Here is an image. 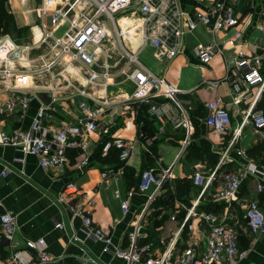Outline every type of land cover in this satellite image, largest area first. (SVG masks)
<instances>
[{
    "label": "built area",
    "instance_id": "built-area-1",
    "mask_svg": "<svg viewBox=\"0 0 264 264\" xmlns=\"http://www.w3.org/2000/svg\"><path fill=\"white\" fill-rule=\"evenodd\" d=\"M198 2L201 6L187 10L180 0H41L37 11L42 36L37 45L20 44L8 34L0 37V51L6 52L0 58V88L4 87L7 92L6 98L0 99V114L26 113L38 96L37 92L29 89L32 78H43L45 73L50 75L52 81L47 87L51 97L47 102L41 101L29 126H16L11 130L0 128V144L15 146L23 154L37 156L44 169L62 170L69 162L70 150L76 149L87 154L88 137L98 132L104 135L101 141L102 154L106 155L114 148L118 150L120 160L126 162L133 152L132 142L113 132V121L104 118L107 110L104 105L109 103L106 97L98 98L86 89L79 88L78 93L82 98L78 104L79 115L76 121L73 124L48 123L59 108L60 97L56 91L60 84H56V80H64L67 87L73 86L66 72L68 68L79 66L92 85L107 86L118 75L134 83L133 94L124 100V111H130L135 102L147 105L149 116L156 120L158 126L152 134L140 129L139 138L148 154H152L151 147L162 139L169 125L185 127L188 120L179 103L156 100L165 96L170 98L176 95L178 89L174 83L147 68L137 52L129 49L125 41L132 38L135 32L119 30L116 20L122 14H139L142 43H150L160 57L172 58L181 52L186 32L198 24H205L213 33H218L235 28L239 22L236 10L239 0ZM63 21L69 27L62 36H56L53 27ZM108 21L113 23L114 33L108 29ZM240 37L241 32L235 30L229 40L235 42ZM42 47L46 51L34 58L33 50ZM223 50L218 42H213L198 46L195 54L202 62L208 63L217 53H224ZM227 70L226 78L232 85L233 101L239 104L252 94L249 88L264 86V51L249 56L239 51L236 56L228 59ZM209 86L213 87L215 83ZM206 106V124L216 131L228 132L232 123L228 107L220 99H213ZM248 118L256 127L264 126L263 110L250 109ZM238 137L239 132L235 131L227 148L233 147ZM237 153L245 159L237 171L214 169L206 174L198 169L192 175L193 183L199 186H209L219 179L214 189L209 191V196L212 200H224L228 204L222 213L199 211V198L204 195L200 193L182 222V227L187 226L192 237V241L182 248H177L173 241L161 251L154 249L151 243L137 246L140 226L131 234L130 246L115 245L112 236L94 222L93 201L77 199L79 185L74 180L65 183L59 201L67 204L73 217L82 218L87 238L101 241L105 252L126 260L127 264H236L246 255L247 250L240 245L237 224L230 222L229 218L233 217L244 174L260 176L264 172V167L257 165L246 149L238 148ZM89 162L88 155H85L81 165L86 166ZM7 172L8 168H5L3 174ZM122 174L123 166H107L101 171L104 180ZM172 179L170 167L162 168L161 173L148 167L140 173L138 190L144 192L156 185L159 191L167 180ZM263 190L264 182L260 180L257 193ZM133 193L130 191L121 202L125 213L129 212V196ZM244 208L246 230L256 235L264 232V208L259 199L249 198ZM190 216L205 221V224L189 222ZM171 219L176 220V214H172ZM56 227H63L62 222H57ZM16 235V214L14 210L5 208L0 211V243L8 249L6 264H51L56 260L46 249L44 238L27 240L25 246H18ZM200 236L205 239L204 246H201Z\"/></svg>",
    "mask_w": 264,
    "mask_h": 264
},
{
    "label": "crops",
    "instance_id": "crops-1",
    "mask_svg": "<svg viewBox=\"0 0 264 264\" xmlns=\"http://www.w3.org/2000/svg\"><path fill=\"white\" fill-rule=\"evenodd\" d=\"M180 2L187 10L201 6L198 0ZM29 3V0H9L8 8L13 14L16 28H23L25 32L28 28L31 29L32 41L19 42L13 38L14 41L35 46L42 36L40 17L38 6L30 7ZM236 10L239 22L233 30L241 32L238 41L229 40L232 35L229 31L213 33L205 24L200 23L186 32L181 52L172 58L160 57L150 43H142L139 14H122L117 17L119 30L135 32L132 38L125 41L129 49L137 52L147 68L174 83L178 89L176 95L156 100L179 103L188 120L185 127L175 128L169 125L162 139L154 144V148L151 147L154 149L152 154H148L139 138L136 105H133L130 111H124V100L132 95L135 89L131 80L118 75L111 79L107 86L92 85L79 66L68 68V73L66 72L74 83L73 86L67 87L64 80H56V84H60L56 91L60 97L59 108L48 123L73 124L79 115L78 104L82 98L78 89H86L95 97L108 99L109 103L104 105L107 109L104 118L113 121V132L131 140L133 152L125 162V167L122 165V175L104 180L101 171L114 162L108 160L105 155H100L99 149L104 135L98 132L89 135L87 154L76 149L70 150L69 162L62 170L44 169L37 156L23 154L15 146L0 144V199L3 202L0 211L5 208L14 210L18 246H25L27 240L44 238L46 249L56 258L51 264H127L126 260L105 252L101 241L87 238L82 218L73 217L67 204L59 201L63 186L71 180L79 185V201L85 198L93 201L94 222L112 236L113 243L117 246H130L131 234L140 226L137 246L151 243L154 249L161 251L173 241L177 248L185 247L192 241V237L189 228L182 227V222L200 193L204 195L199 198V211L222 213L226 210L228 202L215 201L209 196V191L214 189L219 179L209 186L192 183L188 202L177 199L171 207L160 208L159 213L152 203L164 189L158 191L157 186L153 185L152 189L142 192L138 190V182L141 171L148 167L154 168L158 173L162 172V168L170 167L173 175L171 182L183 177L192 179L198 169L206 174L214 169L237 171L245 161L237 153L238 148L246 149L254 162L264 167V126L256 127L248 118L250 109L264 111V86L249 88L252 94L236 104L233 101L231 82L226 78L228 59L236 56L239 51L248 56L264 51V0H239ZM66 24L68 23L63 21L53 27L54 34ZM107 27L114 33L111 21L107 22ZM213 42H218L224 53L219 52L210 62L204 63L196 56L195 49ZM43 49L44 47L33 50V57H38L40 53H35ZM42 77L32 78L29 89L37 92L38 96L26 113L0 114L1 129L29 126L41 101L50 100L51 92L47 88L52 82L50 75L45 73ZM212 82L215 86L210 87ZM6 96L5 88L1 87L0 99L3 100ZM213 99H220L230 110L232 123L226 133L212 129L205 122L206 104ZM90 102L94 103L93 100ZM153 120L156 130L158 124ZM235 131L239 132L238 141L233 147L227 148ZM257 146H261L260 150L255 155L250 154V150ZM85 155H88L90 162L83 166L81 162ZM127 166L135 170L129 187L126 184ZM5 168H8L6 175L3 174ZM260 180L264 182V172L260 176L244 174L238 200L234 204L233 217L229 218L230 222L237 224L240 245L247 250L246 255L236 264H264V232L258 235L250 234L245 228L244 218V206L249 198L257 197L264 208V190L257 193ZM130 191L134 193L129 196L130 209L125 213L121 202L128 197ZM172 214H176V220L171 219ZM200 220L190 216L188 221H193L195 225L202 222L205 224V221ZM57 222H62L63 227H56ZM200 237L201 246H204L205 239ZM7 255L8 249L2 244L0 264H6Z\"/></svg>",
    "mask_w": 264,
    "mask_h": 264
},
{
    "label": "trees",
    "instance_id": "trees-1",
    "mask_svg": "<svg viewBox=\"0 0 264 264\" xmlns=\"http://www.w3.org/2000/svg\"><path fill=\"white\" fill-rule=\"evenodd\" d=\"M8 2L9 0H0V32L5 30L10 31L12 29L14 31L19 32V34L24 32L23 34L24 37L26 35L25 30H23V28L21 29L16 28L13 14L10 12L8 8ZM135 105L137 107V122L139 124V129L145 131L148 134L154 133L155 131V125L153 122L154 120L151 119V117L147 112L148 109L147 105L143 103L141 104L140 102H135ZM152 147L154 148L155 145ZM101 148H102V144L100 145L99 153L101 156H103ZM260 148L261 146L255 147L254 149L250 150V154L255 155L260 150ZM105 156L108 160H112V162H114V164L109 166L120 167L125 164L124 161L120 160L119 152L117 149L114 148L111 149L110 152ZM150 158L154 159L153 157ZM126 172H127L126 175L128 174L126 176L127 177L126 184L129 187L132 183L131 179L133 181L135 170L134 168L127 166ZM192 183L193 180L189 177L177 178L175 182H171L167 180L162 186V189H164L163 193L153 201L152 206L156 207L158 209L156 211H158L159 213V211L161 210L160 208H164V207L168 208L169 206L171 207L172 205H174V202L177 199L188 202L189 192ZM0 251H2L1 243H0Z\"/></svg>",
    "mask_w": 264,
    "mask_h": 264
},
{
    "label": "rangeland",
    "instance_id": "rangeland-1",
    "mask_svg": "<svg viewBox=\"0 0 264 264\" xmlns=\"http://www.w3.org/2000/svg\"><path fill=\"white\" fill-rule=\"evenodd\" d=\"M29 2H31V3H29V6L30 7H35V6H38L40 3H41V0H29ZM37 22H39L38 20H36ZM68 28V24H66L65 26H62L57 32H55V35L56 36H62L63 35V33L65 32V30ZM31 29L30 28H28L26 31L27 32H25V39H24V37H23V34H24V32L23 33H20L19 34V32H17V31H14V30H10V31H1L0 32V37L1 36H3V35H6V34H8V35H10L12 38H15L17 41H19V42H21L22 40H25V41H32V36H31V31H30ZM227 31H229L228 33H230V34H233L234 33V30H233V28H231L230 30H227ZM232 36V35H231ZM230 36V37H231ZM46 51V49L44 48L43 50H41V51H39V52H36L35 53V55L36 54H38V53H42V52H45ZM163 142H166V141H163ZM154 187V186H153ZM152 189V188H151Z\"/></svg>",
    "mask_w": 264,
    "mask_h": 264
},
{
    "label": "clouds",
    "instance_id": "clouds-1",
    "mask_svg": "<svg viewBox=\"0 0 264 264\" xmlns=\"http://www.w3.org/2000/svg\"><path fill=\"white\" fill-rule=\"evenodd\" d=\"M11 45H9V47H10ZM6 55V52H4V51H0V58H3L4 56Z\"/></svg>",
    "mask_w": 264,
    "mask_h": 264
}]
</instances>
